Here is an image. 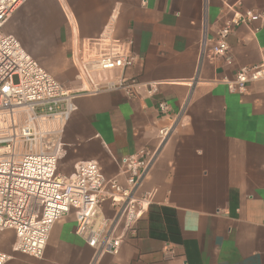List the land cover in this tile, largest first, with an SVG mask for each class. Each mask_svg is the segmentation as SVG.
Returning <instances> with one entry per match:
<instances>
[{
  "label": "crops",
  "instance_id": "obj_1",
  "mask_svg": "<svg viewBox=\"0 0 264 264\" xmlns=\"http://www.w3.org/2000/svg\"><path fill=\"white\" fill-rule=\"evenodd\" d=\"M248 12L262 17L229 36L230 62L212 59L218 31ZM4 32L72 91L81 87L73 57L92 40L131 42L139 60L126 72L142 84L136 98H76L61 172L97 162L123 183L118 162L157 148L159 130L174 125L141 189L153 196L149 212L117 256H96L70 215L53 227L43 259L12 252L6 264H264V81L245 94L227 85L240 68L264 64V0H29ZM103 211L114 215L108 203Z\"/></svg>",
  "mask_w": 264,
  "mask_h": 264
},
{
  "label": "built area",
  "instance_id": "obj_2",
  "mask_svg": "<svg viewBox=\"0 0 264 264\" xmlns=\"http://www.w3.org/2000/svg\"><path fill=\"white\" fill-rule=\"evenodd\" d=\"M29 0H0V232H15L12 252L38 260L44 258L56 223L76 219V235L96 251V256H117L128 235L137 237V226L149 212L153 196L142 193L143 184L156 164L174 125L159 130V146L125 156L118 162L120 176L109 178L97 162L78 163L70 174L59 170L65 155L63 134L80 95L124 92L136 98L142 84L127 78L137 63L131 42L110 35L83 45L73 57L81 87L72 91L58 82L20 44L4 32L12 14ZM260 14L248 12L228 21L217 33L210 56L230 62L229 36L240 25ZM202 43V60L207 53ZM264 81V64L242 67L227 83L231 92L245 94L248 86ZM157 88L150 85L148 94ZM162 112L169 106L161 102ZM114 215L108 217L103 206ZM166 252L172 254L168 245ZM11 256L0 251V264Z\"/></svg>",
  "mask_w": 264,
  "mask_h": 264
},
{
  "label": "rangeland",
  "instance_id": "obj_3",
  "mask_svg": "<svg viewBox=\"0 0 264 264\" xmlns=\"http://www.w3.org/2000/svg\"><path fill=\"white\" fill-rule=\"evenodd\" d=\"M15 242V232L6 230L0 232V251L12 256V245Z\"/></svg>",
  "mask_w": 264,
  "mask_h": 264
}]
</instances>
